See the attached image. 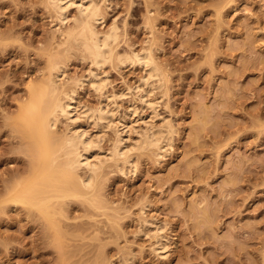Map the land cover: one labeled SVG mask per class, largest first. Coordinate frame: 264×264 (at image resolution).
Wrapping results in <instances>:
<instances>
[{
  "label": "rangeland",
  "instance_id": "374dc122",
  "mask_svg": "<svg viewBox=\"0 0 264 264\" xmlns=\"http://www.w3.org/2000/svg\"><path fill=\"white\" fill-rule=\"evenodd\" d=\"M90 1L103 16L95 29L116 28L115 57L153 48L161 82L146 90L155 111H141L133 89L147 77L140 66L106 63V92L126 93L113 99L117 115L134 103L141 117L137 136L124 134V170L109 160L113 131L82 120L109 155L95 189L52 202L51 222L5 201L32 162L19 108L50 58L63 66L59 89L74 90L80 106L104 100L83 80L95 70L90 59L61 46L75 7L59 25L46 0H0V264H264V0ZM66 127L59 116L58 137ZM143 129L163 135L164 149H139Z\"/></svg>",
  "mask_w": 264,
  "mask_h": 264
},
{
  "label": "bare ground",
  "instance_id": "6f19581e",
  "mask_svg": "<svg viewBox=\"0 0 264 264\" xmlns=\"http://www.w3.org/2000/svg\"><path fill=\"white\" fill-rule=\"evenodd\" d=\"M46 2L54 10L55 19L59 25L63 24L66 19L68 20V8L71 6L75 7L78 17L72 19L73 23L71 27L68 26L69 28L67 30L64 32L61 31L62 33L58 31V33H60L59 35L64 37L63 41L61 40V46H63L64 52H67L71 47H75L81 50V52L88 57V60L90 59L89 62L95 67V72L93 69H91V71L89 70L88 77H84L83 80L86 78L85 82L89 84L90 89L92 88L95 92L99 93L104 100V103H101L98 108H84L77 103L74 90L71 89L67 92L61 91V89H59L60 83L58 82L63 83V81L58 80L64 74L63 66L55 62L56 60L53 58L49 60L48 76L42 78L37 84L30 83L28 85V96L26 101L20 105L16 124L17 127L23 130L24 136L31 142L32 162L27 171V175L14 184L6 194L5 201L14 204L21 203L30 208H34L45 217L46 221L51 222L52 202L67 197L90 194L95 189L97 173L108 160L106 157H109V155L105 157V155L99 153L97 143L101 139V135L99 137L97 136L98 138L95 135V137H90L91 135L89 136L88 131L84 129L82 120H90V122L97 127L105 122L104 125L106 124V127L113 131L116 139L114 138V145H112L113 152L109 160L117 159L118 164L116 165L118 167L121 163L119 158L122 157L125 160L127 152H129L125 151L126 147L123 148V141L125 140L124 134L130 133L131 130L132 132L136 131V128L134 129V124L139 114L137 113L134 103L131 104L130 108H127L122 115H117V106L113 99L121 96L123 97L126 93L117 96L106 92L107 79L102 77L100 69L113 59H116L120 64L129 62L138 65V67L140 66L145 71L143 73H145L147 77L139 80V84L133 89L137 90V92H135L138 96L136 93L135 95L142 105L141 111L145 108L146 110H150V112L152 111V113L155 111L156 103L154 104L152 103L153 101H150V94L148 92L150 90L147 91L146 88L148 89V87L153 85L151 84L153 79H157L159 83L161 82V71L152 56L151 50L153 48L143 51L140 50L141 52L136 51L137 53L132 51L129 55L122 54L123 56H121L118 54L120 56L115 57L114 50L117 42L116 28L111 26L110 29L104 33H101L102 31H97V28L95 29L96 23L99 21V23H101L103 16L100 14L99 7L92 3L93 1L46 0ZM81 80L76 84L84 83V81L82 80L83 82H81ZM154 86V88H157L156 85ZM158 87L162 86L160 85ZM147 93L149 94V99L145 97ZM149 114V117H153L154 115L150 116ZM59 116L67 123L66 132L60 137L57 136L59 132L55 130ZM147 127L148 126H146V128ZM126 129H128L129 132H126ZM143 131L145 132V129H143ZM153 131L138 135L140 137L139 149L156 148L158 151L164 149L160 147L162 146L161 142L158 143L159 138H162L163 135L161 136L159 133L160 136L158 135V137V132L155 133ZM134 133L136 134L137 131ZM162 134H164L163 139H165V132H162ZM167 136L169 139V135ZM139 137L137 139H139ZM136 142L138 141H135V143ZM164 142H166L165 144L167 146L169 140H165ZM137 144L138 143H136V148ZM132 149H134L133 146ZM124 166L126 167L127 165ZM80 170L84 171V175H79L78 172ZM122 170H124L123 166L120 171ZM83 171L81 173H83ZM146 224L149 225L147 222L145 225ZM156 229L159 230V227L157 226ZM160 231L161 230H159V234ZM159 234L157 232L155 235L156 239L154 240H156V247L153 249L163 252L167 247L165 244L166 239L162 234ZM162 254L163 253H161V255ZM127 259L124 262H126ZM129 264H132V262Z\"/></svg>",
  "mask_w": 264,
  "mask_h": 264
}]
</instances>
